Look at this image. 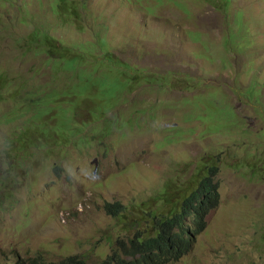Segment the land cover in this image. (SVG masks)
Instances as JSON below:
<instances>
[{"label":"rangeland","instance_id":"374dc122","mask_svg":"<svg viewBox=\"0 0 264 264\" xmlns=\"http://www.w3.org/2000/svg\"><path fill=\"white\" fill-rule=\"evenodd\" d=\"M209 165L220 205L172 264H264V0H0V264L95 262Z\"/></svg>","mask_w":264,"mask_h":264},{"label":"trees","instance_id":"16d2710c","mask_svg":"<svg viewBox=\"0 0 264 264\" xmlns=\"http://www.w3.org/2000/svg\"><path fill=\"white\" fill-rule=\"evenodd\" d=\"M62 36L70 38L72 35L62 34ZM217 170V167H212L211 174H215ZM215 188L207 181L200 182L197 191L182 199V208L177 219L166 217L156 222L158 234L155 237H149L142 231L129 238L130 244L121 242L106 258L116 264H130L127 258L132 255L135 264H168L171 261H178L187 253L190 244L176 232V229L181 227L184 217L190 213L204 221L206 214L217 204ZM141 211L133 210L132 213ZM127 212L128 209L123 204L114 206L112 210L114 218L120 221L127 218ZM145 216L154 218L153 213ZM145 239L147 240L144 241Z\"/></svg>","mask_w":264,"mask_h":264},{"label":"clouds","instance_id":"9594fccd","mask_svg":"<svg viewBox=\"0 0 264 264\" xmlns=\"http://www.w3.org/2000/svg\"><path fill=\"white\" fill-rule=\"evenodd\" d=\"M192 8L194 10H198V9H200V6L194 3V4H192ZM125 35H127V34L125 33ZM72 36H74V35L72 34ZM158 61L161 63L162 67L166 70L167 67L170 64L178 61V58L175 57V55H173L170 58L158 59ZM100 149H103V147H101ZM134 154H135V151L128 152V156L126 157V159H130ZM106 156H107V154H106ZM209 166H211V165H209ZM212 167H218V166L213 165V166L207 168L206 169V171H207L206 175L198 182L197 186L191 191V193L192 192L194 193L195 191L198 190V186H199L200 182L203 183L204 181H207L208 183H211L213 186L216 187L215 188V193L217 195V204L212 208V209H214V208H216V207H218L220 205V199H219V196H218V185L215 184L214 182H212L209 179V177H208V173L211 174V168ZM133 168L135 170H141L142 167L137 162V165L135 167H133ZM217 172H218V170L216 171V173ZM3 198H7V196H4L2 194V192L0 191V201H2ZM174 201H176V200H173V202H172L173 208H170L169 210H164L162 212H157V211H154V210H149L148 211L147 209H145L143 211V215L144 216L146 214H148V213H153L154 214V218L153 219L150 218V217H148V216H145V219L143 217V219L145 221H147V222H148L149 219H152L153 230L151 231V233L145 232V233H147L149 235V237H155L158 234V228L156 226V222L158 220L164 219L166 217H169V218H172V219H177L178 218V215L181 212L182 202H177L175 204ZM120 204H122V203L119 202V205ZM124 206L128 209V212L127 213H129L130 212V206H127V205H124ZM209 212L206 214V216L209 214ZM110 215L112 217H114L113 216V213H112V210L110 212ZM192 215L194 216L193 219H192ZM127 218H128V216H127ZM127 218L121 221V224H120L121 226H122L123 222L127 220ZM199 219H200L199 217H197L194 214H191L190 213L189 215H187L186 217H184V219L182 221V224H181V227L176 229V232L183 239L187 240L189 242L190 246H193V247L195 246L197 239H199L198 244L202 241L201 238H200V236L203 233V227H202L201 221ZM116 220H118V219H116ZM153 220H154V222H153ZM188 222L190 223L189 225H187ZM203 223H205V222L203 221ZM136 225H139V222H137ZM155 226H156V229H155ZM109 245H110L109 248H112L113 247L112 250H114L116 248V246H114V242H111V240L109 242ZM190 246H189V250H190ZM112 250H111V253H112ZM110 254L107 252L106 254L100 256L99 259L97 261H95V262L90 261L86 256H69L67 258H62V259H59V260H56V261H50V260H48L47 258H45L42 255V251H38V252H35L34 254L28 256L24 260L18 261L16 264H116L113 261L109 262L108 259L106 258ZM185 255L186 254H184L178 261H180ZM127 261L130 264H135L133 255L132 256H129L127 258ZM178 261H176V262H178ZM176 262H172L171 261L168 264H172V263H176Z\"/></svg>","mask_w":264,"mask_h":264}]
</instances>
